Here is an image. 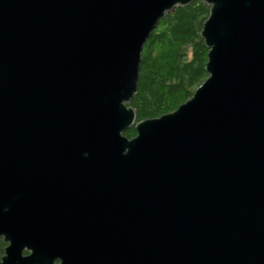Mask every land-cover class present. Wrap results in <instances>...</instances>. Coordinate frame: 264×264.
Instances as JSON below:
<instances>
[{
    "label": "water",
    "instance_id": "95a60500",
    "mask_svg": "<svg viewBox=\"0 0 264 264\" xmlns=\"http://www.w3.org/2000/svg\"><path fill=\"white\" fill-rule=\"evenodd\" d=\"M194 1L0 0V264H264V0H202L207 78L127 106Z\"/></svg>",
    "mask_w": 264,
    "mask_h": 264
},
{
    "label": "trees",
    "instance_id": "16d2710c",
    "mask_svg": "<svg viewBox=\"0 0 264 264\" xmlns=\"http://www.w3.org/2000/svg\"><path fill=\"white\" fill-rule=\"evenodd\" d=\"M209 6L202 0L177 6L165 14L144 44L137 91L128 107L135 111V124L171 113L187 101L207 78L208 49L201 38ZM134 125L122 135H136ZM5 245L0 239V254Z\"/></svg>",
    "mask_w": 264,
    "mask_h": 264
}]
</instances>
